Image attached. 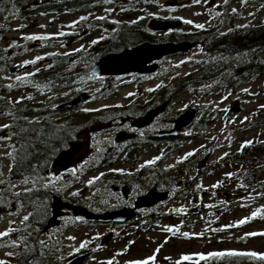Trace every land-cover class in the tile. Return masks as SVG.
<instances>
[{
  "label": "rangeland",
  "instance_id": "374dc122",
  "mask_svg": "<svg viewBox=\"0 0 264 264\" xmlns=\"http://www.w3.org/2000/svg\"><path fill=\"white\" fill-rule=\"evenodd\" d=\"M223 0H201L199 4H195L193 0H166L161 5L165 8L183 7V10L162 11L159 8L153 9V13L159 12L165 17L178 14L181 21L191 20L197 24H204L208 31L212 28V23L206 18L209 9H219ZM236 9V13L241 20L240 25L257 23L264 17V13H258L254 9H245L243 6L235 4L231 7ZM116 12H115V11ZM111 15H116L118 21L121 22L119 11L115 8L110 10ZM199 13V15H197ZM103 16V12L93 17ZM79 16L71 15H48L39 18H33L23 24L16 21L4 20L3 24L10 27L6 32H0V50L14 54L12 50L19 47L16 52L24 51V54L14 56L11 68L14 72L1 73L0 77L5 75L10 77L11 81L16 82V75H24L26 73L47 71L49 69L48 60L42 59L35 65L22 66L24 61L32 60L36 56L47 57L48 51L43 49L44 44L40 41H30L27 46L20 50L21 45L26 44V40L22 39L26 35H48L57 34L61 31L70 33L74 28L67 27L76 22ZM130 20H128L129 22ZM124 22V21H123ZM43 25L44 27H40ZM19 29V30H16ZM182 29L196 30L191 25L185 24ZM107 30H109L107 28ZM200 30V29H199ZM99 33L83 34L68 39L65 36H58L52 40V47L62 50L63 53H76L74 49L83 47L84 50L90 49L93 45L92 41L100 40ZM81 37V39H80ZM13 42L17 46L13 47ZM200 44V43H199ZM193 51L186 53L185 56H175L169 58L164 64V73L154 82H141L139 84L128 80L118 85V96L122 101H128L131 97L139 94L142 96L148 89L165 92V88L174 79H181L189 74L197 71L202 66L204 45H199ZM53 48V49H54ZM69 55V58L75 55ZM9 59H11L9 57ZM77 58H73V61ZM184 63H181V62ZM178 65V66H177ZM19 66V67H18ZM39 69V71H37ZM83 85L87 82H82ZM89 83V82H88ZM82 87H85L83 86ZM216 85V84H214ZM214 85H196L191 90L181 94L175 101L167 121L175 120L179 116L192 107H198V128L188 129L185 136L188 137L185 144L178 150L170 153V148H165L162 153L152 156L146 155L141 162L132 161L127 165L119 164L114 167L122 168L124 172L131 170L141 171L144 168L151 171L152 165L146 162L156 157L165 156V162L160 164V170H171L169 174L170 180L167 184L174 192V199L171 203H166L156 212L166 215L156 226H145L144 228H114L103 226H90L81 224L79 227H72L77 219L72 215H66L64 219V229L54 231L50 236L41 237V241H49L54 249L52 253L47 254L45 264H64L78 252H73L74 248H78L82 241H89L87 246L81 250L90 251V256L85 264H106L108 260H114L115 264H129V261L142 260L155 254V264H172L184 254L209 253L214 251H225L235 249L238 251L249 250L257 253H264V236H249L248 233L264 232V224H253L249 226L247 222L251 219V213L256 211L261 204L264 205V124H260L264 120V77L257 79L255 82L243 87L230 90L212 89ZM91 91L98 90V84L93 82L90 84ZM14 89L15 86L12 85ZM111 88V87H110ZM249 89L255 95H249L243 89ZM20 91V90H19ZM133 93L134 95H129ZM29 94V93H28ZM27 97L24 92H14L13 99L19 100L21 97ZM117 96V97H118ZM227 97V99H223ZM24 100V99H23ZM228 109L227 112L223 109ZM247 117V120H245ZM241 121H244L241 123ZM80 136L77 134L76 139L82 145L81 153L76 157L74 168L79 166L87 170H82L81 176L71 178L65 177L60 171L53 172L49 180V185L53 184V189L58 193L61 199L75 198L77 206L95 211L97 208H111L113 203L106 200L105 193L98 196V192L103 187H109L111 181L112 168L97 170L93 162H87V157L91 153V149L95 147V140L92 132L82 131ZM3 133H0V136ZM109 136L101 138L102 142L109 140ZM245 141H252L250 146L244 147V151L248 147L254 146V163L251 166L236 165L232 163V159L238 158L241 144ZM261 146L258 147V145ZM203 146V147H201ZM1 147V145H0ZM169 151V152H168ZM195 151L193 156L187 160L177 163L188 152ZM225 152L229 155L220 159ZM6 151L0 149V155L6 156ZM169 154V155H167ZM1 157V156H0ZM154 157V158H151ZM5 163L9 166L8 159ZM192 161L191 163H188ZM157 161L155 164L156 165ZM140 165H145L140 167ZM90 168L95 170H89ZM232 173L231 179L226 174ZM247 175L248 180L244 177ZM16 181V192H23L25 188L30 189V183L24 185L21 183L25 178L19 175ZM7 175L5 181H7ZM95 179L89 186L88 181ZM221 183L220 187L212 188L213 184ZM202 184V189H197V185ZM243 184L245 187H240ZM5 189L4 185H0V190ZM206 189V190H204ZM77 193L73 196L72 193ZM212 205V207H209ZM243 205V206H242ZM184 208V213H176L173 210ZM219 207H224L220 209ZM229 207V209L227 208ZM11 213V214H10ZM28 211L23 210L22 213L15 214L10 209L7 213L0 209V231H4L11 226L15 231L11 233L9 239L20 243L29 234L28 231H22L23 217L28 215ZM152 213V212H151ZM150 213V214H151ZM247 217L248 221L244 224H238V221ZM169 226H175L180 232H188L192 238H185L179 233L173 235L163 229ZM243 227V228H241ZM245 227V228H244ZM215 229V231H213ZM21 231V233L19 232ZM20 233V234H19ZM34 233V231H33ZM113 233L114 240L107 246H101L100 240L107 234ZM193 234H199L194 236ZM75 237L69 240L68 237ZM248 237L246 244H237L236 239L240 237ZM159 247V252L154 250ZM12 251L17 253V248H8L0 250V259L13 261L15 257L5 256L6 252ZM69 253H72L71 255ZM123 253L122 255H117ZM165 257H170L166 260Z\"/></svg>",
  "mask_w": 264,
  "mask_h": 264
},
{
  "label": "trees",
  "instance_id": "16d2710c",
  "mask_svg": "<svg viewBox=\"0 0 264 264\" xmlns=\"http://www.w3.org/2000/svg\"><path fill=\"white\" fill-rule=\"evenodd\" d=\"M164 1L166 0H112V3L104 4L103 0H14L16 9L14 14H10L12 4L8 0H0V7L5 9V11L0 12V20L1 18H7L18 23H24L34 17L64 11L69 15L80 14L77 21L82 16L88 17L86 21L77 23L70 35H66L68 39L79 37L83 31L86 34L90 33V35L95 34L97 31L101 33L100 40L93 44L89 50L76 52L73 54L75 56L71 58L68 55V68L67 71H64L67 76L64 72L59 71L63 58L59 55L52 56L48 54L45 59L49 60L48 64L53 66L47 71H39L34 76H30L28 83H20V91L31 90L33 94L44 91L55 92L63 90V86H67L69 90H74L81 82L91 80L89 79L91 77L89 71L103 56L120 53L145 42L199 41L204 45L202 66L184 78L172 80L165 88L166 93L180 94L191 90L192 86L209 84H216L210 91L213 89L243 88L264 77V17L257 23L245 24L247 27H238L240 26L238 21L241 20V17L231 11V7L238 4L245 9H254L258 13H264V0H246V3L243 4L241 0H228L227 5L222 3L219 9L211 8L208 10L206 18L213 24L210 30H185L181 28L170 30L157 37L150 27L151 19L181 21L175 19L179 13L175 14L174 17H164L159 12L153 13L155 8H159L161 13H163L162 11L165 12L167 8L161 5ZM113 8L119 11L120 17L124 13H131L134 16L138 14L132 19L136 23H116L115 30H107L105 20L101 21L93 17L99 14L96 12L109 13ZM106 9L109 11H105ZM177 10H183V7H177L174 12ZM216 12H219L220 15H215ZM141 17L143 19H140ZM1 24L0 22V32L8 31L6 28L2 29ZM229 29H232V31H229ZM220 31L227 34L220 35ZM26 41V44L21 45L20 50H23L30 42ZM40 42L44 44L43 49H49L52 46V40ZM18 49L19 47L12 49L15 53L11 55L5 52L6 56L13 58L24 54L26 50L24 49L18 53L15 51ZM73 58H77V60L73 61ZM9 66L10 64L5 61L0 53V72ZM37 84L41 86L42 91L34 86ZM107 90L114 91V84L108 85ZM20 113L21 128L18 145L14 153L16 156L15 167L23 178H29V182L33 180L41 181L49 176L48 174L53 169L56 158L68 148L79 133L72 128L66 132L61 126H56L53 123L47 125L33 124V108L25 104H21ZM260 124H264V120ZM183 143L184 141L178 143L177 147H181ZM253 148L254 146L246 148L238 158L232 159L231 162L236 165L251 166L254 160L257 159L254 157ZM170 172L171 170L164 169L162 175L169 180L170 177L166 174ZM244 179L248 180L249 178L246 175ZM57 195L58 193L51 187L45 190L31 188L30 191L21 192L18 197L6 196L4 199L0 194V209L5 213L12 208H14L15 214L22 213L23 210L29 212L27 215L29 219L23 221L22 226V231H28L29 234H26L20 247L17 248L15 259L9 264H45L48 252L52 253L53 245L56 244L54 242L49 244V241H45V246H41L39 243L42 236L40 230L50 215L51 198ZM261 198L264 199V197ZM66 201L72 205L78 203L74 197L66 199ZM219 208L224 209V207ZM227 208L229 209V207ZM258 209H264V205L261 204ZM262 217H264V212L255 218L251 217L247 224L249 226L264 224V218ZM247 224L243 226L248 227ZM32 226L33 230L37 229L33 236L29 232ZM19 232L21 233V231ZM8 239L9 237L4 238L5 241ZM248 240V237L244 236L236 239V243L244 245ZM2 249H8V247H0V250ZM200 264H204V262H200ZM208 264H264V262L233 257L211 260L208 261Z\"/></svg>",
  "mask_w": 264,
  "mask_h": 264
},
{
  "label": "flooded vegetation",
  "instance_id": "af4514ba",
  "mask_svg": "<svg viewBox=\"0 0 264 264\" xmlns=\"http://www.w3.org/2000/svg\"><path fill=\"white\" fill-rule=\"evenodd\" d=\"M111 13L112 12H104L103 16L105 17L104 20L106 27L108 29L115 30L116 24L111 23V21H117L118 18L116 17V15L110 16ZM62 14L68 15L64 11H59L58 13L53 15L56 16ZM136 16H138V14H135L134 16L131 13H124L120 17V19L123 20H121V22L118 21V23L132 24V19ZM4 20L5 19L3 18H1L0 20V22L2 23V29H10L8 25L3 24ZM128 20L130 21L128 22ZM98 33L101 34L100 32ZM220 33L221 31L219 32V34ZM199 43L202 45L201 42ZM53 48L54 47H51L49 49V53H53L55 52L54 50H57ZM0 53L4 58H8V56H6L5 50H1ZM56 53H60L61 55L59 56L63 58V63L59 71H67L68 56L62 55V50L56 51ZM185 55L186 54H179L176 56L181 57ZM173 57L175 56L169 58ZM169 58H166L161 62V68L155 74H133L128 77L121 78L95 77L94 79L88 80L87 84L85 85H83V83H80L74 90H69L67 86H63V90L61 91H44L40 93H34V95L33 92L23 91L24 93H26L27 97L31 96L32 99H24L21 100L20 103L16 102L17 99L12 98L14 92H20V83L17 81H11L10 77H7V75H5L4 78L0 77V126L4 124L11 125L10 128L0 130V133H3V135H1L0 137H12L11 140L8 141L0 140V149L4 148V151L8 152L11 150L9 148V145H14L15 148H17L21 128V104H25L28 107L33 108V124L47 125L53 123L56 126H61L66 132H68L71 128L75 129L78 133H80V136L83 134L81 133L82 131H90L94 136L96 144L95 147L91 149V153L87 157V162H93L94 165H97L95 167V169L97 170L106 168L113 169L109 187H103L102 191L98 192L97 194L98 196H100L105 193L104 195L106 197V200L111 201L113 203V207L103 209L97 208L94 213L98 215H104L106 213H118L133 210V213L136 214L139 218H130L125 222H95L86 225L110 227V229H130L142 227L144 228L145 226H156L162 219L166 217V215L160 214L156 211L163 207L166 203H171L175 195L172 189L168 185H166L167 179L162 175V171L160 170V164L165 162L166 157L162 156L161 159H158L157 164L152 165L153 167L151 171L147 169V172L145 170L146 168H144V170L141 171H123L124 174H121V172L118 170H122V168L117 167V169H114V167L119 164L127 165L132 161H134V163L141 162L144 160L146 155L152 154V156H156L162 153V150L165 148H170L169 154H171L172 152L180 148V146L177 147L179 145L178 143L187 141L188 137L185 136L187 134V130L181 132L176 137H160L162 133L170 132L174 129L175 122L180 116L171 121H167V119L175 104L176 99L183 93L170 94L157 89L151 92L147 91L142 94V96H139V94H137L131 97V99H129L130 102L127 103L128 101H122L121 99H119V93L117 91H108L107 89L108 85L120 84L128 80H131L133 81V83L137 84L141 82L149 83L150 80L155 81L164 73V64ZM12 64L13 62L11 60V66ZM8 71L12 73L14 72V70L10 67L1 71V73H6ZM65 76H67L66 73ZM93 81L98 84V90H90V84ZM9 84L14 85L15 88L9 89ZM82 85L85 87H82ZM84 93H87L89 97L80 107L67 109L61 108L62 106L73 102ZM9 101H11V103H9ZM165 104H168L165 112L155 117L149 125L144 128L135 127V125L141 122L150 112L162 107ZM84 109L98 110L84 111ZM8 112H11L12 115H4V113ZM197 120L198 118L195 120L193 126L190 129L193 130L198 128ZM105 136H109L110 139L102 142L101 138ZM119 139L122 140L119 141ZM78 140H80V138L76 139L75 137V140L71 142L68 147L79 143ZM0 156V171L3 172V176L0 177V179L4 180L6 179L7 175H9L7 181L10 180L13 184L16 185V181L20 178L19 175L21 174L16 170L15 163H13V161L5 155ZM5 158L8 159L9 165H13L11 173H9V166L6 165ZM73 169L76 170L75 174H73L72 172ZM95 169L90 168L89 170L91 171ZM82 170L87 169L85 168V166H79V168L77 169L73 166L72 169H70L68 172H63L61 169L54 167L48 174L49 176H46L41 181H35V183L32 182L30 186L34 190H45L49 187L53 188V184L49 185L48 183L53 172L60 171V173L65 177H76L81 176ZM152 190H155L158 193L169 192L168 200L165 202H159L150 208H136L138 200L146 196ZM14 193H16V187L11 191H7L6 189L0 190L2 199H4L6 196L15 197ZM13 209L14 208H12V210ZM66 215H70V213H67ZM50 216L51 208L50 215L47 218L46 222L48 221ZM80 222H82V220H78V223ZM45 225L40 230V233L45 228ZM62 229H64V225L55 231H59ZM36 230L37 229L33 230L32 226L30 231L32 236L33 231L36 232ZM52 234L53 232L46 235L51 236ZM111 234L115 238V235L113 233ZM46 235H44V237ZM84 252H88L89 254H91L90 251L81 250L75 255Z\"/></svg>",
  "mask_w": 264,
  "mask_h": 264
},
{
  "label": "water",
  "instance_id": "95a60500",
  "mask_svg": "<svg viewBox=\"0 0 264 264\" xmlns=\"http://www.w3.org/2000/svg\"><path fill=\"white\" fill-rule=\"evenodd\" d=\"M181 22L152 20L151 27L158 32H166L181 26ZM198 46L196 42H179V43H143L133 49L125 50L118 54H108L104 56L91 70L92 75L116 78L125 77L131 74L151 75L160 69L159 62L164 58L187 53L194 50ZM88 98L87 94L81 95L75 101L62 106L61 108H75L80 106ZM168 104L150 112L141 122L135 125L136 128H144L158 115L165 112ZM198 108L192 107L187 110L175 122V128L171 132L162 133L160 137H176L185 129L193 125L197 117ZM130 137V136H129ZM122 139H119L121 141ZM81 145L77 144L70 149L64 151L56 159L55 165L63 171H69L74 163L75 156L81 151ZM169 192L158 193L155 190L149 192L143 198H140L136 204V208H150L159 202L168 200ZM65 211L72 212L77 217H83L87 222H125L130 218H139L134 214L133 210L118 213H106L104 215H96L85 208L73 206L64 202L62 199L54 198L51 203L52 217L48 220L43 233L52 231L61 226V220L65 216ZM113 239V235L109 234L100 241L101 246H107ZM88 259V254H80L67 261L65 264H84Z\"/></svg>",
  "mask_w": 264,
  "mask_h": 264
},
{
  "label": "snow or ice",
  "instance_id": "6c2138e0",
  "mask_svg": "<svg viewBox=\"0 0 264 264\" xmlns=\"http://www.w3.org/2000/svg\"><path fill=\"white\" fill-rule=\"evenodd\" d=\"M9 3L12 4V12H10V14H14L15 12V9H16V5L14 3V0H8ZM193 2L195 4H199L201 2V0H193ZM103 3L104 4H109V3H112V0H103ZM223 3L225 5H227L228 3V0H223ZM241 3H246V0H241ZM167 11L169 12H172V11H175L174 8H168L166 9ZM5 11L4 8L0 7V12H3ZM105 11H109L108 9H106ZM232 13L233 14H236V9L233 8L232 9ZM210 14H211V10H210ZM151 15V14H149ZM197 15H199V13H197ZM215 15H220L219 12H216ZM7 19V18H6ZM88 19V17L86 16H82L79 18L78 21L76 22H73L72 24L68 25L67 27H70V28H74L76 26L77 23H79L80 21H86ZM97 20H101L103 21L105 19L104 16H97L96 17ZM140 19H143V17H141ZM175 19H182L180 17H175ZM184 24H188V25H191L192 27L196 28V29H200V30H204L205 29V25L204 24H197V23H194L193 21L191 20H183L182 21ZM111 23L113 24H116L118 23V21H111ZM132 23H136V21H132ZM40 27H44L43 25H41ZM238 27H247V25H240ZM16 30H19V29H16ZM229 31H232V29H229ZM71 33H65L63 31L57 33V34H48V35H26V36H23L22 39L24 40H28V41H47V40H51V39H55L57 38L58 36H65V35H70ZM227 33H224V32H221L220 35H226ZM98 41L94 40L92 41V44H95L97 43ZM13 47L17 46L15 44V42H13ZM84 49L83 47L81 48H77V49H74L73 52H82ZM73 53H68V52H65L63 53L62 55H65V56H68V55H72ZM50 55L52 56H56V55H61L60 53H51ZM42 59H45V57H42V56H36L34 59L32 60H27V61H24L23 62V65L22 66H27V65H35L38 61L42 60ZM181 63H184L183 61ZM53 65H48L47 67H52ZM178 66V65H177ZM19 67V66H18ZM37 71H39V69H37ZM36 73L35 72H32V73H26L24 75H16L15 76V80L19 83H28L29 82V77L30 76H34ZM92 78H95L94 76L93 77H89V79H92ZM36 86L38 89H40L42 91V88L40 85H34ZM8 88L11 89L12 88V85L9 84L8 85ZM147 91H153V89H148ZM243 91L249 95H255L254 93H251L249 89L245 88L243 89ZM129 95H134L133 93H129ZM23 99H32L31 96H28V97H21L19 100H17L16 102L17 103H20L21 100ZM223 99H227V97H224ZM9 103H11V101H9ZM261 108H264V105H260ZM98 109H84V111H97ZM223 111L227 112L228 109H223ZM4 115H12L11 112H8V113H4ZM15 118V117H14ZM245 120H247V117H245ZM244 121H241V123H243ZM11 125L9 124H4L2 126H0V130L2 129H7V128H10ZM11 136H6V137H0V140H4V141H8V140H11ZM253 142L252 141H245L241 144V147H240V151L243 150L244 147H247V146H250ZM203 147V146H201ZM9 148L11 149L10 151H8L6 153V156L13 161V163H15V160H16V156L14 155V153L16 152V148L14 145H9ZM195 154V151H192V152H188L184 155V157L181 159V160H178L177 163H180V162H183V160H187L188 157L190 156H193ZM229 153L228 152H225L223 154L222 157H220V159H223L224 157L228 156ZM160 159V157H156L152 160H149L146 162L147 165H153L156 163V161ZM12 164L9 165V173H11L12 171ZM145 165H140V167H144ZM75 169L72 170L73 174H75ZM121 172V174H124L123 173V170H118ZM3 176V172L0 171V177ZM227 178L228 179H231L233 174L232 173H227L226 174ZM50 179H54V178H50ZM95 179H98V177L96 178H93V180H89L88 181V184L89 186H91V184L94 182ZM28 180L29 178L28 177H25V179L23 181H21L22 184L24 185H27L28 184ZM33 183H35V181L33 180ZM0 185H4L5 186V189L7 191H11L12 189H14L16 187L15 184H13L10 180L8 181H5L3 179H0ZM221 186V183L220 182H217L216 184H213L212 185V188H217V187H220ZM240 187H245V185L243 184H240L239 185ZM264 186V185H262ZM203 186L202 184H198L197 185V189H202ZM206 190V189H204ZM27 191H30V189H27L25 188V192ZM15 196H20V193L19 192H16L14 193ZM73 196H76L77 193L73 192L72 193ZM243 206V205H242ZM209 207H212V205H209ZM174 212L176 213H180V214H183L184 213V208L181 207V208H177V209H174L173 210ZM262 212H264V209H257L256 211H253L251 213V216L253 218L257 217L258 215H260ZM11 214V213H10ZM264 218V217H262ZM29 219V216H24L23 217V220L24 221H27ZM77 219H80V218H77ZM248 221V218L245 217L243 219H241L240 221H238V224H244ZM164 231L168 232V233H172L173 235H176L177 233H179L181 236L185 237V238H192L190 236V234L188 232H180V229L175 227V226H169V227H166L163 229ZM15 231V229H13L11 226H9L7 229H5L4 231H0V247H8V248H18L20 247V243L17 242V241H12L11 239H8V240H4V238L6 237H10L11 236V233ZM213 231H215V229H213ZM194 236H198L199 234H193ZM247 235L249 236H264V232H253V233H248ZM69 240H74L75 237H68ZM41 246H45V242L44 241H40L39 242ZM89 243V241L85 240V241H82L80 244H79V247L78 248H74L73 249V252H79L80 249H83L87 246V244ZM159 247L156 248L154 250L155 253H158L159 252ZM25 251H27V249H25ZM70 255L72 253H69ZM123 253H118L117 255H122ZM5 256L7 257H14L15 256V253L12 252V251H9V252H6L5 253ZM233 257H241V258H248L249 260H254V261H260V262H264V253H257L255 251H236V250H225V251H214V252H209V253H194V254H184V255H181L179 259H177L176 261L172 262V264H200V262H204V264H208V261H211V260H221L223 258H233ZM166 260H170L171 258L170 257H165ZM155 260H156V256L155 254H153L152 256H149V257H146L145 259H142V260H134V261H129V264H155ZM0 264H9V261L8 260H4V259H0ZM106 264H115L114 260H108L106 262Z\"/></svg>",
  "mask_w": 264,
  "mask_h": 264
}]
</instances>
